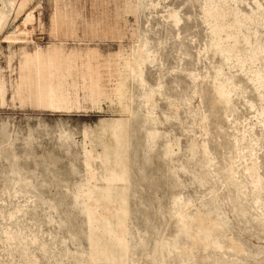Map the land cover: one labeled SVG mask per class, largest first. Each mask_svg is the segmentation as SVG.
Wrapping results in <instances>:
<instances>
[{
    "label": "rangeland",
    "instance_id": "obj_1",
    "mask_svg": "<svg viewBox=\"0 0 264 264\" xmlns=\"http://www.w3.org/2000/svg\"><path fill=\"white\" fill-rule=\"evenodd\" d=\"M0 264H264V0H0Z\"/></svg>",
    "mask_w": 264,
    "mask_h": 264
}]
</instances>
